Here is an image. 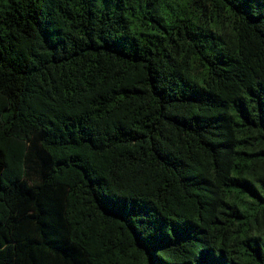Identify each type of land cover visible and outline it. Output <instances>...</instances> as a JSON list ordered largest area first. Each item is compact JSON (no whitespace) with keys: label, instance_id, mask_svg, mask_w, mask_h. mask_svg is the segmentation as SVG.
<instances>
[{"label":"trees","instance_id":"trees-1","mask_svg":"<svg viewBox=\"0 0 264 264\" xmlns=\"http://www.w3.org/2000/svg\"><path fill=\"white\" fill-rule=\"evenodd\" d=\"M0 264H264V0H0Z\"/></svg>","mask_w":264,"mask_h":264}]
</instances>
